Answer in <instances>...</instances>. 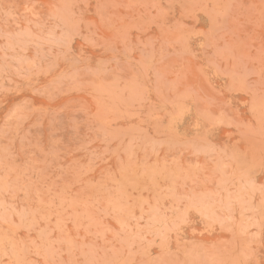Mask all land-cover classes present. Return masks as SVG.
I'll return each mask as SVG.
<instances>
[{
    "label": "rangeland",
    "instance_id": "374dc122",
    "mask_svg": "<svg viewBox=\"0 0 264 264\" xmlns=\"http://www.w3.org/2000/svg\"><path fill=\"white\" fill-rule=\"evenodd\" d=\"M0 264H264V0H0Z\"/></svg>",
    "mask_w": 264,
    "mask_h": 264
}]
</instances>
